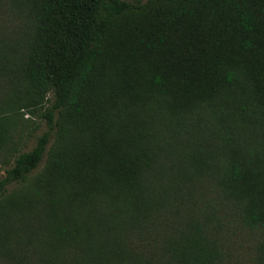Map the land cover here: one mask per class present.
Instances as JSON below:
<instances>
[{
	"label": "trees",
	"instance_id": "16d2710c",
	"mask_svg": "<svg viewBox=\"0 0 264 264\" xmlns=\"http://www.w3.org/2000/svg\"><path fill=\"white\" fill-rule=\"evenodd\" d=\"M5 1L0 264H264V0Z\"/></svg>",
	"mask_w": 264,
	"mask_h": 264
},
{
	"label": "rangeland",
	"instance_id": "374dc122",
	"mask_svg": "<svg viewBox=\"0 0 264 264\" xmlns=\"http://www.w3.org/2000/svg\"><path fill=\"white\" fill-rule=\"evenodd\" d=\"M19 22L20 16L10 11L5 0H0V31L5 33L14 32ZM2 174L3 172L0 170V178ZM252 243L249 234L234 236L231 240V255L227 264H254L249 248Z\"/></svg>",
	"mask_w": 264,
	"mask_h": 264
}]
</instances>
